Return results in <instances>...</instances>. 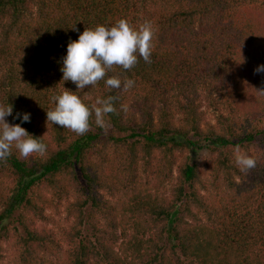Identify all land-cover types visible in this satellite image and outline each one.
<instances>
[{"label":"trees","instance_id":"obj_1","mask_svg":"<svg viewBox=\"0 0 264 264\" xmlns=\"http://www.w3.org/2000/svg\"><path fill=\"white\" fill-rule=\"evenodd\" d=\"M121 18L155 36L151 63L108 73L133 88L77 92L118 97L108 132L47 127L51 97L77 90L69 41ZM262 64L264 0H0V104L47 145L0 161V258L15 236L19 264H264ZM64 204L70 226L37 227Z\"/></svg>","mask_w":264,"mask_h":264},{"label":"clouds","instance_id":"obj_2","mask_svg":"<svg viewBox=\"0 0 264 264\" xmlns=\"http://www.w3.org/2000/svg\"><path fill=\"white\" fill-rule=\"evenodd\" d=\"M154 36L155 29L150 21L134 27L127 19L121 18L111 26L101 24L95 28L86 27L77 40H70L60 70L63 73L62 81H72L77 90L65 88L51 97L54 107L46 109L47 127L51 123L83 136L92 130L94 117L95 125L107 133L109 122L106 118L110 114H118L115 106L118 97L109 95L86 104L77 92L86 87H95L101 81L109 90L122 89L126 92L133 88L134 80H122L118 75L108 76V73L116 67L131 70L140 58L151 63ZM254 73H264V64L257 66ZM260 91L264 94V90ZM120 110L127 112L128 105L121 104ZM12 113V105L0 104V161H6L13 149L21 159L27 160L35 155L44 157L47 145L21 126L23 122H30V113L17 112L15 118L21 119V123L10 124L5 118ZM235 165L246 174L256 167L257 161L241 153L237 147Z\"/></svg>","mask_w":264,"mask_h":264},{"label":"rangeland","instance_id":"obj_3","mask_svg":"<svg viewBox=\"0 0 264 264\" xmlns=\"http://www.w3.org/2000/svg\"><path fill=\"white\" fill-rule=\"evenodd\" d=\"M211 119L212 121H215L212 116ZM203 154H205V152H202V155ZM47 214H49L53 220L50 222L38 221L37 222L38 228L49 227L59 232L63 230V228H67L68 226H70V220L67 218L68 214L65 211V204L60 207L59 211L48 210ZM13 233L14 232H12L11 234ZM2 245H3V255L0 258V264H19L17 263V256L19 253V249L15 236L8 238L6 241H3Z\"/></svg>","mask_w":264,"mask_h":264}]
</instances>
